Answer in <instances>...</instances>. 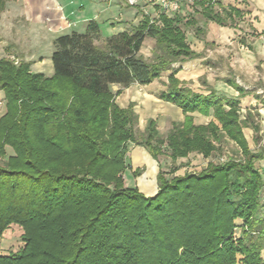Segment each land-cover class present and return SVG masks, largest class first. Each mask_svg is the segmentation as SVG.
<instances>
[{
	"label": "trees",
	"instance_id": "trees-1",
	"mask_svg": "<svg viewBox=\"0 0 264 264\" xmlns=\"http://www.w3.org/2000/svg\"><path fill=\"white\" fill-rule=\"evenodd\" d=\"M192 6L220 27L234 28L244 16L218 0ZM184 29L203 33L193 16L179 12L141 14L137 26L106 38L89 20L83 33L53 40L50 77L33 74L29 63L10 59V46L4 49L0 237L17 225L22 247L0 255V264H264L260 114L252 108L242 116L238 100L211 89L196 93L176 77L181 64L198 57ZM145 38L154 41L150 60L140 54ZM165 72L157 99L180 109L183 120L162 137L149 118L136 138L135 104L121 108L116 98ZM225 83L239 97L247 94L234 80ZM193 113L212 119L196 125ZM245 129L253 133V149ZM230 142L237 156L209 160ZM130 143L154 161L166 153L173 164L171 178L158 170L151 197L124 186ZM191 154L209 160L205 168L177 174L176 162Z\"/></svg>",
	"mask_w": 264,
	"mask_h": 264
},
{
	"label": "rangeland",
	"instance_id": "rangeland-1",
	"mask_svg": "<svg viewBox=\"0 0 264 264\" xmlns=\"http://www.w3.org/2000/svg\"><path fill=\"white\" fill-rule=\"evenodd\" d=\"M12 1L14 2V0L6 1L4 9L6 4H10V7L16 6L15 8H21L20 18H18L16 22H12L14 25V35L17 34L18 37H15V42H13L12 39L10 40L9 33H11V28L10 25L7 24L1 29V35L5 37L3 36L4 39L0 47L5 49L10 46V59L16 63L25 62L30 65V61L23 58L24 56H20L21 52H26V49L32 48L37 57L42 56L44 58L45 67L42 66L41 71L46 75H48V73L52 74L53 69L50 58L53 46L52 44L51 46L48 45V39L51 34L44 30L42 25L38 22L34 24V20H28L26 16V6L24 5L25 0H19V4H14ZM40 1L42 0H35L32 2V7H38L37 5ZM56 1L64 7L65 13H71L69 19L74 23V26L70 30L83 33L85 22L94 20L99 25L102 38H106L123 30H130L137 26L141 20V14L149 15L152 18H156L161 12H165L168 15L179 12L185 17H187V14L193 16L197 22V26L202 29L203 33L195 35L194 31L191 29H184V31L186 43L192 51L198 54V57L181 64L184 69L182 72H179L176 77L186 82L187 86L194 92H201L202 94L209 89L219 93V88L221 85L223 86L225 84V80H234L247 92L243 97L237 95L240 102L239 107L241 109V115L243 116L246 110H251L255 105L259 106L258 108L261 112L260 137L262 139L261 143L264 142V107H262V102H264V36L252 35L253 28L248 21L250 20L248 16L251 15L253 11L247 12L248 9L243 5L241 0H234L232 3L234 6L242 8L247 13L243 21L238 20L236 22V29H231L229 27L220 29L213 23L205 21L199 14L194 12L195 9L192 6L191 0ZM244 4L248 5L246 2ZM109 5H111L110 8L107 7ZM122 6L128 10L122 11L120 8ZM28 9H30V7H28ZM32 13L34 15L37 12L35 11ZM24 24L28 27L23 28ZM8 41L15 43L16 46ZM241 41L244 43H241ZM34 42H41L39 45L40 47L37 45L34 46ZM153 46L154 41L145 38L140 54L145 59L150 60L152 58ZM33 74L42 73L37 72ZM168 74V72L162 73L158 79L154 80L148 86L140 87L133 85L128 89L122 90L120 96L116 98L117 105L122 108H125L129 102H134L136 104L134 106V111L138 116V124L133 128L136 138L143 132L145 122L149 118L156 120L157 129L162 137H165L170 129L171 122L176 121L177 118H175V114L177 109L157 99L158 94L166 88L165 84ZM111 88L113 92L118 89L117 86ZM232 91L234 90L229 88L231 98L236 96L233 95L234 93ZM193 120L194 124L200 125L207 123L210 117L208 118L195 114ZM243 133L249 147L253 149L252 131L245 129ZM222 149V153L213 155L209 160L215 163H223L221 159L237 156L236 147L231 142L223 143ZM163 150L165 151V149ZM11 154L12 151L6 148V155ZM209 160H205L196 154L190 155L187 159L178 160L176 162V166H179L177 174L190 171L200 172L205 168ZM2 164L3 159L0 158V165ZM126 165L127 168L123 173L124 186L127 188H137L145 196L149 197L153 196L156 191L155 176L158 170L160 169L163 171L167 178H171L169 171L173 166L166 153L158 157L157 161H154L144 148L137 147L135 144L131 143L128 144ZM256 166L264 178V162L259 161ZM135 170H140V174L135 175ZM16 230H19L18 226L12 225L6 236L0 238V249L8 247L7 252L14 253L22 247L20 236L16 235ZM239 259L240 257H238V260ZM236 264L241 263L238 261Z\"/></svg>",
	"mask_w": 264,
	"mask_h": 264
},
{
	"label": "crops",
	"instance_id": "crops-1",
	"mask_svg": "<svg viewBox=\"0 0 264 264\" xmlns=\"http://www.w3.org/2000/svg\"><path fill=\"white\" fill-rule=\"evenodd\" d=\"M35 0H25L24 5L26 6V13H27V17L28 20H34V24L35 22L39 23L42 25V27L44 28V30H46L49 34H51V36H49L48 39V45L51 46L53 40L62 35V34H66L69 33L70 31H74V30H70L73 26L74 23L72 21H70L69 19V15L71 14L69 13H65L64 7L57 2L56 0H42L40 1V3L37 5L38 7H32L33 4H31L32 2H34ZM220 1L223 5L225 6H233L239 10H241L244 13V16L242 17L241 20L239 21H243L245 15L247 14L245 12V10H243L242 8L236 7L234 6L232 3L234 2V0H218ZM241 2H243V5L247 7V12L253 11V13L251 15H249V23L251 24V27L253 28L252 30V35L255 36H264V0H241ZM247 3L248 5L244 4ZM12 3L19 4V0H14V2L12 1ZM17 4V5H18ZM10 4H6L5 5V9L4 11L1 13L0 15V45L2 44V40L4 39V37L1 35V29L3 27H5L7 24L10 25L11 28V33L9 38L10 40L12 39L13 42L16 41V38L18 37L17 34L14 35L13 29H14V25L12 24L13 21H17L18 18H20V14H21V8H15L16 6H9ZM13 5V4H12ZM112 5V4H111ZM111 5L107 6L108 8L111 7ZM20 7V6H19ZM28 7H30V9H28ZM250 7V8H249ZM36 8V9H34ZM105 8V7H104ZM122 11H127L128 9H125L122 7H120ZM101 9V8H100ZM31 11V12H30ZM37 12L36 14L33 15L32 12ZM7 13H11V14H7ZM25 21V20H23ZM238 21V20H237ZM87 22V21H86ZM85 22V23H86ZM214 24V23H213ZM26 24H24L23 28H27L28 26H25ZM215 25V24H214ZM216 27L220 28V29H224V28H228V27H220L215 25ZM236 25L234 28L231 29H236ZM70 30V31H69ZM16 37V38H15ZM40 39V37H39ZM11 42V41H8ZM12 43V42H11ZM15 45V43H12ZM41 44V42H34L33 45H37L39 46ZM16 46V45H15ZM40 47V46H39ZM26 52H21V56H24L23 58H25L27 61H30L31 65H30V71L32 73H42L43 75H45L46 77H50L52 74L46 75L41 71V67H45V63H44V58L42 56L37 57L35 54V51L32 48L26 49ZM25 54V55H24ZM5 55L4 53V49L2 47H0V58H2ZM184 68L181 66V70L179 72H182ZM178 72V73H179ZM222 84V83H221ZM113 87V86H112ZM118 87V86H117ZM131 87V86H130ZM229 88L227 84L225 83L223 86L221 85L219 90L220 92L217 93L218 95H222L225 96L227 98L230 99H234V100H238L237 95L238 93L234 90L232 91L236 96H233L231 98L230 94H229ZM112 89V88H111ZM128 89V88H127ZM228 89V90H227ZM125 90V89H124ZM231 90V89H230ZM233 90V89H232ZM197 93H201V92H197ZM207 92H205L204 94H207ZM120 96V95H119ZM118 96V97H119ZM159 100V99H158ZM161 101V100H159ZM163 102V101H161ZM130 103V102H129ZM128 103V104H129ZM134 103V102H133ZM165 103V102H164ZM117 104V103H116ZM135 104V103H134ZM167 105H170L172 107H175L169 103H165ZM136 105V104H135ZM240 106V105H239ZM127 107V106H126ZM125 107V108H126ZM259 106L255 105L253 108L254 110H257L258 113L261 116V112L260 109L258 108ZM122 108V107H121ZM177 110L176 114H175V118L176 121L173 122H182L183 120V115L180 111V109H178L177 107H175ZM241 110V109H240ZM249 110V109H248ZM247 111V110H246ZM5 113V103H4V96L3 93L0 91V117ZM195 114L197 113H193L191 114V116L193 117ZM200 115V114H198ZM202 116V115H201ZM205 117V116H204ZM208 118L210 117V120L212 119V113H210L209 116H207ZM152 119V118H151ZM154 120V119H153ZM209 120V121H210ZM208 121V122H209ZM194 122V120H193ZM207 122V123H208ZM172 123V122H171ZM205 123V124H207ZM200 125H204V124H200ZM139 147V146H137ZM141 148V147H140ZM9 149V148H8ZM192 155V154H191ZM197 155V154H196ZM190 156V155H189ZM188 156V157H189ZM200 156V155H199ZM187 159V158H186ZM179 160H184V159H179ZM264 162V155H263V160H261ZM156 188V187H155ZM156 190V189H155ZM156 192V191H155ZM263 198H264V193H263ZM264 212V207L261 209ZM12 226V225H11ZM11 226H9V228L7 230H5V232L3 233V235L0 237H4L6 236V234L8 233V230L11 228ZM19 230H16V235L20 236L22 234L21 229L18 227ZM8 251V247L5 249H0V255H7L9 252ZM262 257L264 259V250L262 251Z\"/></svg>",
	"mask_w": 264,
	"mask_h": 264
},
{
	"label": "built area",
	"instance_id": "built-area-1",
	"mask_svg": "<svg viewBox=\"0 0 264 264\" xmlns=\"http://www.w3.org/2000/svg\"><path fill=\"white\" fill-rule=\"evenodd\" d=\"M192 1V0H191ZM175 9V8H174ZM226 161V159H221V162H225ZM263 201H264V199H263Z\"/></svg>",
	"mask_w": 264,
	"mask_h": 264
}]
</instances>
